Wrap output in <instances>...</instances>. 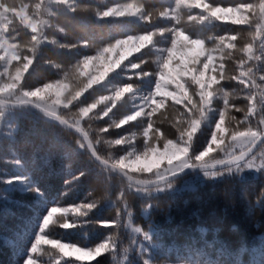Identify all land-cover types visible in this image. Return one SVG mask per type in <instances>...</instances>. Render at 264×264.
<instances>
[{
	"label": "trees",
	"instance_id": "obj_1",
	"mask_svg": "<svg viewBox=\"0 0 264 264\" xmlns=\"http://www.w3.org/2000/svg\"><path fill=\"white\" fill-rule=\"evenodd\" d=\"M23 2L33 4L38 0ZM205 2L224 7L258 4L259 0ZM21 3L22 0H0V16L17 20ZM118 4L141 5L146 11L153 12L152 22H146L139 13L103 18L97 15V12ZM74 6L81 10L71 13L66 5L44 0L37 17L38 30L43 31L44 39L35 47L34 53L29 54L33 63L24 73L23 84L14 97L19 98L23 91L35 90L45 83L63 80L66 75L70 88L75 90L83 85L87 76L77 77L73 67L85 57L96 55L117 40L169 28L184 31L190 39L203 40L206 50L215 47L220 38L234 35L241 29L244 30L240 31L236 41L238 47L253 40L255 35L254 55L258 59L249 61L246 67L251 66L257 82L264 84L259 79L264 76V35L255 34L256 24L264 25V16L259 9L250 17L249 27L215 19L190 21L188 14H204L199 13V9L183 6L176 12L181 24L159 18L160 10L175 7V0H74ZM49 12L55 14L50 16ZM65 15L72 24L67 23ZM58 27L65 31H58ZM30 34L31 29L17 20L9 26L5 38L11 43L14 36L21 51L25 52ZM173 34L165 31L164 35L155 36L151 45L127 56L115 71L94 84L67 109L54 105L52 99L31 103L42 109V104L48 109L54 108L58 116L69 122L79 119L80 131L87 133L98 155L106 161L119 159L129 152L142 153L148 147L143 137L148 119L141 116L119 128L114 123L145 107V102L155 91L158 58L166 56ZM233 53L232 58L224 60L225 78L220 85L214 86L213 100L204 108L200 127L191 142L187 159L193 166L196 165L195 157L211 141L220 113L225 108V94H229L230 105L244 109L248 104L245 96L250 94V89L228 79L242 55L235 50ZM0 55H3L2 49ZM16 63L13 61V65ZM134 64L140 67L133 68ZM6 67L14 74L12 65L0 60L1 73ZM87 71L97 70L89 66ZM123 87H132L133 91L125 93L107 117L101 114L97 119L95 113H102L110 105H99L88 117H79L78 107L95 103L103 96H113ZM252 91L256 96L257 112L246 123L255 127L259 116L264 115V102L260 100L264 89ZM138 93L144 94L142 101L134 98ZM0 99L16 102L15 98L6 95ZM196 99L198 101L199 97ZM192 115L198 114L190 113L185 105L167 100L152 118L153 127L162 135L153 136L150 142L161 150L166 139L178 142L179 130L189 127ZM231 115L236 121L244 119L243 111H233ZM226 126L229 135L219 147L213 146L214 150L203 163L215 164L217 159L239 155L245 147L240 148L239 143L231 141L230 134L237 127L236 122L226 120ZM102 127L108 131L99 132ZM121 138L128 142L123 145L110 143ZM81 143H84L82 137L48 122L33 110L0 106V264H26L32 256L36 264H145V261L147 264H264V168L240 171L232 166L207 171L215 175L194 173L158 187L143 188L99 165ZM254 155L258 167L264 159V143ZM167 167L165 162L152 172L130 175L156 180L157 172L172 175L164 173ZM17 177L22 180L6 183ZM89 203H95V207L85 209L83 215L70 213L62 218L73 225L71 228L53 225L41 233L43 220L51 208L71 209ZM58 216L59 213L54 220ZM135 228L141 231L136 232ZM41 234L45 239L84 249H94L102 243L110 247L91 259H78V253L66 255L51 244H42L36 253H31L35 239Z\"/></svg>",
	"mask_w": 264,
	"mask_h": 264
},
{
	"label": "snow or ice",
	"instance_id": "obj_2",
	"mask_svg": "<svg viewBox=\"0 0 264 264\" xmlns=\"http://www.w3.org/2000/svg\"><path fill=\"white\" fill-rule=\"evenodd\" d=\"M57 5H66L68 12L76 13L81 9L74 6V0H55ZM44 5V0H38L33 4L25 3L22 0L21 6L18 9L20 16L17 20L24 25L25 28L31 29L29 37V46L26 47V51L22 52L21 46L15 42V37H11L12 42L5 38L8 33L9 26L16 23L17 20L12 21L10 18L6 20L3 16H0V49L3 50V55H0V60L6 62L7 65H12L14 68V74L6 67L5 71L0 73V96L4 94L16 93L17 89L21 88L22 81H24V73L28 72L29 67L33 63L29 58V54L34 53L35 47L44 39L43 31L38 30V13ZM188 9H199V13L204 15H187V19L192 20H223L230 21L234 25H251L249 24L250 17L254 15L255 10L259 9V12L264 16V0H259L258 4L241 3L236 6H213L210 2L205 0H175V7L173 9L160 10L158 17L167 18L175 22V24H181L177 19L176 12L181 7ZM137 13L141 15L148 23L152 22L153 12L146 11L141 5L133 4H118L116 6L107 7L106 10L97 12V15L103 17L110 16H136ZM191 13V12H190ZM55 13L49 12V15ZM157 17V18H158ZM65 19L68 24H72V21L65 15ZM60 32H64L63 27H58ZM241 29L234 35L222 37L216 43L215 47L205 49V42L201 39H190L188 35L182 30H174L172 28L163 29L158 32H150L138 37H129L127 39L117 40L115 44H112L106 48L101 49L96 55H89L77 63L73 67L74 73L77 77L87 76L86 81L83 82L81 87L75 90L70 88L67 75L63 80H57L51 83H45L42 87H37L35 90L23 91L22 95L25 97V102L30 101H45L46 99H52L54 105L62 106L67 109L74 101L78 100L84 95L88 89L92 88L94 84H99L101 80L108 74L109 71H115L121 63L131 55L133 52H139L142 48L153 43V39L157 35H164L165 31L173 32V38L171 47L167 49L165 57L158 58V73L155 91L148 101L145 102V107L140 111L135 112L133 115H129L124 119L119 120L118 123H114V126L119 128L123 125H127L130 121L137 120L138 117H146L149 121L147 127L144 129L143 137L148 147L139 154L129 152L127 155L121 156L119 159L112 160L111 162L104 160L96 152L94 145L91 141L87 143V148L92 150L93 156L106 164L113 170H119L129 181L134 178L130 173L134 172H152L153 169H158L162 164L166 162L168 167L164 173H172L173 175L184 168L193 166L187 159L189 155V149L192 145L194 134L200 127V120L204 116V108L211 104L215 95L216 88L221 84V81L225 78L224 72V60L233 57V50L242 53L238 58L236 69L229 74L228 79L236 81L244 88L250 89V94L245 96L248 101L247 106L241 109L238 106L229 104V94H225V108L220 113L219 121L215 125V131L211 135V141L208 143L207 148L200 152L195 157L197 167L206 169L208 165L203 163L205 157L214 150L213 145L219 147L224 143L225 137L229 135V127L226 126L227 121L236 122L237 127L231 131V141L237 142L245 147L241 150L239 155H230L227 159H217L216 164H229L235 165L237 169L243 171L244 169L256 168L260 170L264 168V159H262L260 165H255V155H249L253 153V149L257 143L264 139V115H260L255 127L247 124L246 121L250 117H254L257 112L256 96L253 93V89H264V84L257 82L256 77L253 75V68L251 66L246 67L249 61L258 59L254 55V40L248 41L244 45L239 47L236 44ZM256 35H264V25L259 23L255 26ZM54 42V41H53ZM63 47V45H62ZM123 49V54L118 58L112 59L111 54L118 50ZM13 61L17 62L13 65ZM89 66L96 69L95 72H88ZM133 68H139V64L132 65ZM98 73V74H97ZM264 81V76L259 78ZM132 87H123L115 92L113 96L100 97L95 103H91L88 106L78 107L79 117H88L99 105H110L105 107L102 113H95L96 118H101V114L107 117L114 107L116 102L124 96L125 93H131ZM191 92V95H190ZM67 94V95H66ZM196 97H199L198 101ZM171 100L174 104L185 105L190 113L198 114L192 115L189 118V127L187 129H180V137L178 142H173L172 139H166L162 144V150L160 147L155 146L150 141L153 136H161L157 129L153 127V116L159 109L165 106L166 101ZM261 102H264V92L260 96ZM3 101H0L2 103ZM186 102V104H185ZM190 106V107H189ZM43 109L48 115L60 120L62 124L68 127H76L80 131V120L76 119L73 122H69L60 116H57L56 110L48 109L42 104ZM193 109L195 110L193 112ZM235 112H244V119L236 121V117L231 115ZM239 125H244L240 128ZM108 128H100L99 132H107ZM84 139L88 140L87 133H84ZM99 142V138H97ZM128 142L126 139H115L110 143L115 145H123ZM85 144L81 143V147ZM174 161L176 162L174 164ZM213 165V167L215 166ZM158 180L163 181L167 175H159ZM206 176L215 175V173L205 172ZM15 181H21L22 178H14L8 180L6 183H12ZM153 181L148 179H135V183L139 185H146ZM95 207V203H89L87 205L74 206L69 209L67 207H53L48 212L47 216L43 220V226L41 233H44L50 226L57 225L62 228H71L73 225L68 223L65 218L71 213L75 216L84 214V210H91ZM59 216L54 220V217ZM59 221V223H58ZM134 231L140 232V228H135ZM145 234V239H147ZM42 244H51L53 247L58 248L61 253H78V259L81 257H88L89 259L99 257L103 252L109 249V245L102 243L94 249H84L75 247L72 244L60 243L56 240L45 239L43 234L38 235L31 248V253H36L38 247ZM26 264H36L34 257L29 258ZM147 264V261H145Z\"/></svg>",
	"mask_w": 264,
	"mask_h": 264
},
{
	"label": "water",
	"instance_id": "obj_3",
	"mask_svg": "<svg viewBox=\"0 0 264 264\" xmlns=\"http://www.w3.org/2000/svg\"><path fill=\"white\" fill-rule=\"evenodd\" d=\"M0 101H3L2 103H0V106L2 107H7V108H13V109H20V110H25V111H35L37 112L38 114L42 115L45 120H47L48 122L52 123V124H55L67 131H70L72 133H75L77 135H79L80 137H82V139L84 140V143H85V146L87 148V143L90 141L89 138L88 140L86 141L84 139V132L82 131H78L76 129V127H68L67 125L65 124H62L60 122V120L56 119L55 117L53 116H50L47 114V112L32 104V103H28V102H25V103H16V102H11V101H5V100H2L0 99ZM58 116V115H57ZM264 143V139H262L260 142L257 143L256 147L253 149V153L252 154H249L250 156L253 155L258 149L259 147ZM88 152L89 154L92 156V158L95 160V162H97L99 165L107 168V169H110L111 171H113L115 174L119 175L120 177H122L123 179H125L127 182H129L130 184L134 185V186H138V187H143V188H154V187H158V186H161L163 184H167V183H170L172 181H175L183 176H186V175H190V174H194V173H200V172H207V171H216V170H221V169H225V168H229V167H232V166H235V165H229V164H210L208 165V167L206 169H202V168H199L197 166H191V167H187V168H184L178 172H176L174 175H169V176H166V179L163 180V181H160L158 179L156 180H151L153 181L152 183H149V184H146V185H139V184H136L135 183V177H133L134 179L132 181H129L127 176H125L122 172H120L119 170H113L111 169L110 167H108L106 164L102 163L100 160L96 159L95 156H93L92 154V150L88 149ZM213 165H215L213 167Z\"/></svg>",
	"mask_w": 264,
	"mask_h": 264
},
{
	"label": "rangeland",
	"instance_id": "obj_4",
	"mask_svg": "<svg viewBox=\"0 0 264 264\" xmlns=\"http://www.w3.org/2000/svg\"><path fill=\"white\" fill-rule=\"evenodd\" d=\"M1 15V14H0ZM121 54H123V49H118V50H116V51H114L112 54H111V58L112 59H116V58H118L119 57V55H121ZM112 71H109L108 73H111ZM1 73V72H0ZM155 90V89H154ZM153 93H154V91H153ZM4 95H6V96H8V97H11V98H15V101H16V103H25V97H23V95H20V96H18L19 98H16V97H14V93H12V94H8V93H6V94H4ZM135 99H136V101H142V99H144V94L143 93H138L137 95H136V97H134ZM31 102H35V101H30V102H28V103H31ZM28 111V110H27ZM213 146H216V145H213ZM239 147L241 148V147H244V145H239ZM257 160H258V156H257Z\"/></svg>",
	"mask_w": 264,
	"mask_h": 264
}]
</instances>
